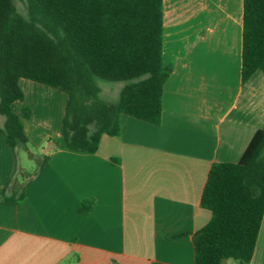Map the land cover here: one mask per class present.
Here are the masks:
<instances>
[{"label": "crops", "instance_id": "obj_1", "mask_svg": "<svg viewBox=\"0 0 264 264\" xmlns=\"http://www.w3.org/2000/svg\"><path fill=\"white\" fill-rule=\"evenodd\" d=\"M243 13L244 0H165L164 62L173 71L161 123L122 114L120 135L104 134L94 153L67 147L66 93L20 79L25 99L14 109L31 107L29 143L49 146L42 156L27 149L47 161L26 179L25 200L0 198V264H195L213 163L238 162L264 128V73L242 79ZM0 115L1 193L20 184L21 167ZM250 264H264V219Z\"/></svg>", "mask_w": 264, "mask_h": 264}, {"label": "trees", "instance_id": "obj_2", "mask_svg": "<svg viewBox=\"0 0 264 264\" xmlns=\"http://www.w3.org/2000/svg\"><path fill=\"white\" fill-rule=\"evenodd\" d=\"M25 7L0 0L1 129L17 153L29 145L23 119L32 117L30 106L22 114L13 106L25 99L21 78L67 94L62 132L72 150L94 153L104 134L120 135L122 114L161 123L173 71L164 62L165 0H25ZM242 59L244 82L264 73V0H244ZM101 81L123 82L117 101L102 97ZM26 183L13 179L1 200L22 203ZM201 204L211 218L194 233L195 264H250L264 219V128L238 162L213 163Z\"/></svg>", "mask_w": 264, "mask_h": 264}, {"label": "rangeland", "instance_id": "obj_3", "mask_svg": "<svg viewBox=\"0 0 264 264\" xmlns=\"http://www.w3.org/2000/svg\"><path fill=\"white\" fill-rule=\"evenodd\" d=\"M18 7L25 11V0H15ZM186 19V17H185ZM188 19V18H187ZM192 21H201V18L199 19H191ZM102 85V97L106 100L110 101H117L120 96V91L123 86V82H111V81H101ZM0 117H2L0 115ZM49 143L46 144L44 149L37 150L33 146L29 145L27 147H21L19 149L20 152V167H21V174H20V181L26 180L31 174L38 168L39 161L35 156H32L27 149H30L31 151L35 152L38 155H43L44 151L48 148ZM40 156V157H41Z\"/></svg>", "mask_w": 264, "mask_h": 264}, {"label": "built area", "instance_id": "obj_4", "mask_svg": "<svg viewBox=\"0 0 264 264\" xmlns=\"http://www.w3.org/2000/svg\"><path fill=\"white\" fill-rule=\"evenodd\" d=\"M223 264V263H222ZM234 264H238V262H234Z\"/></svg>", "mask_w": 264, "mask_h": 264}]
</instances>
